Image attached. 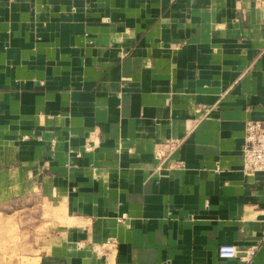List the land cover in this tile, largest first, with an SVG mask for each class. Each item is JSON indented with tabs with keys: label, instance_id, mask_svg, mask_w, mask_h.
Masks as SVG:
<instances>
[{
	"label": "crops",
	"instance_id": "1",
	"mask_svg": "<svg viewBox=\"0 0 264 264\" xmlns=\"http://www.w3.org/2000/svg\"><path fill=\"white\" fill-rule=\"evenodd\" d=\"M248 119L264 0H0V217L21 260L243 264L228 243L264 264Z\"/></svg>",
	"mask_w": 264,
	"mask_h": 264
},
{
	"label": "built area",
	"instance_id": "2",
	"mask_svg": "<svg viewBox=\"0 0 264 264\" xmlns=\"http://www.w3.org/2000/svg\"><path fill=\"white\" fill-rule=\"evenodd\" d=\"M13 1V0H9ZM85 150L89 146H85ZM242 171L245 174L264 172V120L248 119L244 124V142L242 145ZM221 259H238L243 264L251 261L253 250L239 254L234 244L223 243L217 248Z\"/></svg>",
	"mask_w": 264,
	"mask_h": 264
},
{
	"label": "rangeland",
	"instance_id": "3",
	"mask_svg": "<svg viewBox=\"0 0 264 264\" xmlns=\"http://www.w3.org/2000/svg\"><path fill=\"white\" fill-rule=\"evenodd\" d=\"M3 220L0 217V264H20V256L26 255V246L23 241L26 240L27 235L20 233L16 218L10 221ZM60 220L59 215V222H61ZM43 232L44 228H38L36 231L38 236H41ZM25 259L28 260L26 264H33L32 260ZM25 259L21 261L26 262Z\"/></svg>",
	"mask_w": 264,
	"mask_h": 264
}]
</instances>
